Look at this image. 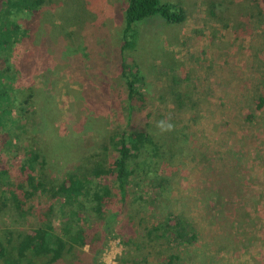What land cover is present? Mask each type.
<instances>
[{"label": "rangeland", "instance_id": "374dc122", "mask_svg": "<svg viewBox=\"0 0 264 264\" xmlns=\"http://www.w3.org/2000/svg\"><path fill=\"white\" fill-rule=\"evenodd\" d=\"M19 1L0 0V170L24 182L23 162L40 155L42 178L56 185L68 168L103 155L110 135L126 125L109 106L123 89L127 0H42L35 9ZM160 1L183 7L186 21L147 19L136 27L137 46L124 51L147 88L138 127L151 117L171 167L157 218L182 213L195 225L199 240L184 253L186 264H264V5ZM48 198H39L40 208ZM17 216L0 211L7 258L49 264L30 252L20 258L18 233L10 231L29 226ZM117 233L106 249L121 239V264L131 248ZM79 250L57 264H74Z\"/></svg>", "mask_w": 264, "mask_h": 264}, {"label": "trees", "instance_id": "16d2710c", "mask_svg": "<svg viewBox=\"0 0 264 264\" xmlns=\"http://www.w3.org/2000/svg\"><path fill=\"white\" fill-rule=\"evenodd\" d=\"M257 1L264 5V0ZM19 2L35 9L42 0ZM155 17L168 24H181L187 15L174 3L127 0L119 66L123 89L115 92L114 107L109 106L116 110L117 118L125 116L126 125L110 135L103 155H96L90 165L68 168L56 185H48L42 178L46 163L40 155H31L32 159L23 162L22 170L29 171L21 172L24 182H11L6 176L8 171L0 170V211L17 213L18 220L29 226L10 231L18 233L20 258L30 252L35 257H48L49 264H57L80 249L74 264H98L97 257L101 258L109 243L108 235L117 230L131 248L121 264H148L151 258L160 264L187 263L184 253L198 243L199 233L182 213L169 212L157 218L156 210L168 200L171 167L164 161L163 146L150 132L151 117L148 115V121L138 127L139 114L147 105V88L138 65L124 55V51L137 46V25ZM121 94L124 99H120ZM37 164L40 169H36ZM44 195L49 196L46 209L37 203ZM5 243L0 236V264H20L19 259L7 258L10 251ZM86 246L90 247L89 253L83 251ZM134 251L136 256L132 258L130 253Z\"/></svg>", "mask_w": 264, "mask_h": 264}, {"label": "built area", "instance_id": "2783aa9c", "mask_svg": "<svg viewBox=\"0 0 264 264\" xmlns=\"http://www.w3.org/2000/svg\"><path fill=\"white\" fill-rule=\"evenodd\" d=\"M122 249L121 239H117L115 243H110V248L104 251L99 264H119L118 256L121 255Z\"/></svg>", "mask_w": 264, "mask_h": 264}]
</instances>
